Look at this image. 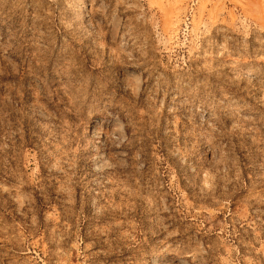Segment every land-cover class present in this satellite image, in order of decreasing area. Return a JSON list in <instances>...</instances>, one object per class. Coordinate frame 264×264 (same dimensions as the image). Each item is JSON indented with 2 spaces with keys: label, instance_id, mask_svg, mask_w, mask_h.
Masks as SVG:
<instances>
[{
  "label": "rangeland",
  "instance_id": "374dc122",
  "mask_svg": "<svg viewBox=\"0 0 264 264\" xmlns=\"http://www.w3.org/2000/svg\"><path fill=\"white\" fill-rule=\"evenodd\" d=\"M0 264H264V0H0Z\"/></svg>",
  "mask_w": 264,
  "mask_h": 264
}]
</instances>
